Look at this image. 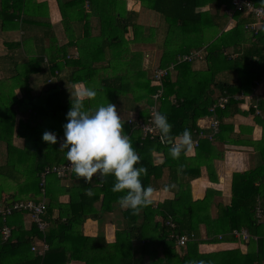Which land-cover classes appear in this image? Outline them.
Masks as SVG:
<instances>
[{"label": "trees", "instance_id": "obj_1", "mask_svg": "<svg viewBox=\"0 0 264 264\" xmlns=\"http://www.w3.org/2000/svg\"><path fill=\"white\" fill-rule=\"evenodd\" d=\"M138 1L141 12L128 10L124 0H56L60 23L70 39L74 34L73 22L84 23V35L76 43L79 57L71 58L70 51L65 50L61 60L53 55L47 61L42 51L41 56L16 66V75L8 81V92L3 91L0 83V150L5 146L2 153L5 156L0 153L3 157V161L0 159V207L6 209L14 202L33 198L43 200L44 196L49 199L43 215L47 223L44 231L35 223L26 228L27 212L12 211L5 219L0 212V264H71L74 261L189 264L193 260H202L204 264H264V136L262 142H251L262 144L257 151V163L247 172L234 173L231 202L218 205L216 218L211 213L214 196L208 193L203 200H194L191 185L204 171L211 182H218L215 161L224 154L214 142H226L234 132L232 125L224 124V120L241 113L240 103L234 97L251 92L255 81L264 78V28H257L251 43L244 47L241 43L252 20L236 12L231 16L235 19L234 25L227 27L223 19L225 22L230 19L226 9L233 10L231 0ZM251 1L264 7V0ZM86 3L89 11L85 9ZM207 5L211 6L208 12H196ZM0 7L3 32L22 30L26 34L35 27H44L43 37L24 38L22 45L26 48L42 43L45 38L56 40L50 34L54 33L52 22H42L39 16L40 11H46L45 19L50 18L49 9H45L47 2L0 0ZM140 18L146 19L140 21ZM91 19L99 26L96 36L90 30ZM152 21L148 28L151 36L159 40L161 50L154 69L174 65L161 86L153 79L154 70L152 75L149 73L143 49L130 48L136 43L150 42L143 30ZM129 28L136 29L132 40L126 37ZM194 51H202L203 68L195 67V61H183L185 55ZM37 76L42 77L43 84H38L40 87L34 93L31 82ZM63 78L71 89L83 84L97 91L95 98L84 102L86 109L95 110L108 102L116 106L124 122L123 131L130 136L133 148L141 157L139 164L147 169V174L140 177L141 183L154 189L149 204L136 210L122 208L118 197L123 193L111 190L114 183L111 175L102 181H96L94 176L93 181L86 183L73 173L72 179L78 181L73 188L60 185L55 175H48L43 196L40 173L67 163L58 142L51 145L42 140L45 131L56 133L57 138L64 137L71 89L61 87L59 82ZM159 91L161 96L155 100L154 95ZM222 96L231 97L228 105L225 109L216 107L212 112ZM155 107L167 116L173 138L187 129L192 141L198 139V146L191 147L194 155L182 151L179 157L173 158L168 153L171 141L166 144L161 135L145 139L142 131L135 129L137 121H146ZM206 117L220 120L219 133L211 140L199 137L204 131L198 121ZM259 123L264 134V120ZM15 138L24 140L22 147L15 144ZM9 179L14 182L22 179L25 186L24 190H13L11 204L4 198L10 191L6 187ZM164 191L170 196L158 200L156 194ZM30 194L34 196L29 197ZM59 196L69 200L67 215L60 209ZM258 209L262 211V221L257 218ZM117 218L126 227L116 231V240L112 243L103 233L91 237L83 232L89 219L97 221L102 228L107 222L115 223ZM4 226L11 228L8 239L1 233ZM202 227L206 228L207 239H201ZM236 229H247L252 236L251 241L241 242L249 248L245 255L240 249L199 253L200 244L235 241L232 232ZM173 232L180 236L194 235V239L186 246H179L171 238Z\"/></svg>", "mask_w": 264, "mask_h": 264}, {"label": "crops", "instance_id": "obj_2", "mask_svg": "<svg viewBox=\"0 0 264 264\" xmlns=\"http://www.w3.org/2000/svg\"><path fill=\"white\" fill-rule=\"evenodd\" d=\"M37 1L40 3L47 2V7H45V9L46 10L49 9L50 18H47V20L45 19L47 17L46 11H40L39 16L42 22L44 21L52 22V28L54 29V33L50 32V34L53 37H55L56 40L53 41L51 38H45L43 39L42 43L37 42L33 47L26 48V45L25 46L22 45V43H25L26 41V40L24 41V38L27 36H34V35H40L41 37H43V34L46 32L43 29L44 27L41 28L35 27V30H29L26 32V34L22 30L3 32L0 21V72L5 73L7 79H10V77L16 75L15 68L18 64H20L19 63L20 60L26 61L29 60V58L32 56L33 58L37 56H41L42 51L43 52L45 51V53L42 54V56H46L47 61L48 59H51L53 55H56L58 57V61L61 60L62 52H64L65 50L70 51L69 54H71L74 59H76L75 54L79 53L76 43L78 42V37H83L84 35V31H83L84 23L80 24L79 22L72 21L74 23V24L72 23L74 28V34L72 36V39H70L68 35L64 32L63 25L60 23L61 16L58 10V3L56 2V0H37ZM124 1H126L128 10L141 12V3L138 0H124ZM85 9L86 11H89L90 8L88 3H86ZM210 9L211 6L207 5L203 8L197 9L196 12L197 13L208 12ZM145 19L146 18H140V21L141 20L143 21ZM251 20H252L251 23L255 22V19H251ZM223 21L224 23H226L227 27H230V25H234L235 19H231V18L227 19V22H225V19H223ZM96 22L97 21L91 19L90 30L92 35L94 36L99 34V26ZM152 24L153 21L145 29H149L148 27H151ZM10 26L12 27L13 24L11 23ZM260 28H264V26H258V30ZM132 29L134 28H129L128 31L129 30L131 31ZM254 32L255 31L251 32L249 30L248 33H251V38ZM151 35L152 34L150 32L149 41L152 43L154 47V52H156L157 54V59H159L161 54V50L158 48L159 40L154 37L152 38ZM251 38L247 39L245 35V39L241 44H243V46L246 47L251 43L250 42ZM150 42L146 44L140 42L143 43L144 45L142 46L143 48L142 52L145 53L147 52L146 49H148V45H150ZM229 51L232 52V49H230ZM203 66L204 65H201L200 68H203ZM255 82H257V84L254 85L255 87L251 90V92L240 93L236 96L238 97V99L235 100L238 103H240L239 108L241 109V113L236 114L235 116L224 120V124L232 125L234 127V132L228 135L226 142H219L217 140L214 142V145L218 149V151L224 154V157L222 159L215 161V168L218 177V182L216 183L211 182L208 174L206 173V171H204L202 177L197 180H194L191 184L192 196L194 200H203L208 193L214 196V203L212 205V210H211L213 218H216L218 216V205L220 203L229 205L231 202V198H232L231 188H232V179L234 173L247 172L250 169H252L257 163L256 161L257 151L262 146L261 140L264 136L262 124L259 123L260 120H264V78ZM8 91H9V87L7 86V92ZM16 92L18 93L19 91L16 90L15 93ZM212 119L213 117H206L198 121V126L204 131V135H210L212 133L211 129L209 128ZM254 141H261V142L252 145ZM188 154L194 155L193 150H190ZM157 160L158 162L160 161L159 159ZM76 183H78V181L73 179L60 181V185L65 186L67 188L71 187ZM12 196H13V191L12 193L11 191H9L8 194L5 195L6 198L5 197L4 198L7 199L8 204L11 203V201H14L12 199ZM29 196L33 197L34 195L30 194ZM169 196L170 194H168L165 191L156 194V198L161 201L164 200L165 198H168ZM48 200L49 199H47V202H49ZM64 200H66V202H64ZM59 203L62 204L60 207L61 211L63 212L64 215H67L69 209V204H68L69 200L66 197L59 196ZM24 222L26 228L30 229L32 225L31 217L27 216ZM94 223L97 226L96 234L88 235L84 232L85 235L96 237L98 236L99 233H103L106 236V239L109 243H112L116 240V230L112 229L114 227V223L107 222L101 228V225H99L97 221L89 219L84 224V230L88 224L92 225ZM110 226H112V228H109ZM111 233H113L114 236L111 240H109V238L107 237ZM201 233H202L201 239H207L205 227H202ZM241 242L243 241H238L235 238V241L234 240L224 241L221 243H214V244H209V243L200 244L199 253L212 254L223 251H233L240 249L241 253L245 255L247 253L246 252L247 249L249 248L242 245ZM71 264H85V263L74 261Z\"/></svg>", "mask_w": 264, "mask_h": 264}, {"label": "clouds", "instance_id": "obj_3", "mask_svg": "<svg viewBox=\"0 0 264 264\" xmlns=\"http://www.w3.org/2000/svg\"><path fill=\"white\" fill-rule=\"evenodd\" d=\"M96 96L97 91L94 88L83 84L71 93V104L66 113L67 122L63 125L64 138L60 144V150H64L66 166L72 173L62 179L53 172L48 175H55L58 180L65 181L72 179L74 173L77 178H83L86 183L93 181L94 176L96 181H102L111 175L114 177L111 190L114 193H123L118 197L120 206L136 210L149 204L154 192L151 185L145 186L141 183L140 177L147 174V169L139 164L141 157L133 148L130 136L123 131L124 122L114 104L108 102L106 105L97 106L95 110L86 109L84 102ZM152 119L161 139L166 144L171 141L168 147L170 156L177 158L182 151L191 150L192 140L189 130L185 129L178 137L173 138L170 135L172 126L164 113L154 112ZM42 140L54 145L57 143V135L54 132L45 131L42 134ZM61 166L63 165L54 168ZM47 169L40 173L43 196L46 193L48 175L43 179L42 174ZM43 180H45L44 184H42ZM47 199L44 196L46 208ZM29 200L37 203L43 201H36L34 198ZM189 264H204V261L193 260L189 261Z\"/></svg>", "mask_w": 264, "mask_h": 264}, {"label": "built area", "instance_id": "obj_4", "mask_svg": "<svg viewBox=\"0 0 264 264\" xmlns=\"http://www.w3.org/2000/svg\"><path fill=\"white\" fill-rule=\"evenodd\" d=\"M231 5L233 7V10L226 9V12L230 15V18L232 19V15L236 12L241 13L245 18L255 19V22L250 23V31H256L258 26H264V8L255 6L254 3L251 0H231ZM203 53L202 51H194L191 54L185 55L183 58V61L187 62H196L201 59H203ZM174 69V65H172L169 68H162V69H154L153 72V79L156 81V83L161 86L162 85V79L168 74L169 71H172ZM257 84V82H256ZM162 91H159L156 95H154V99L157 100L161 96ZM230 96H222L220 97L214 107L211 109L213 112L216 107H219L221 109H225L230 101ZM234 99H238V97H234ZM159 112L158 109L152 108L150 111V117L145 120L137 121L135 129H139L142 131V137L143 138H150L155 139L157 136L160 135L159 131L155 129L153 124V113ZM212 131L210 135H204V133H200V138H209L210 140L213 139L215 135L219 133L220 130V121L213 117L210 127ZM178 142V141H177ZM198 146V139L192 141L193 148H196ZM67 164L54 168L53 170L47 169L46 172L42 174L43 179H45V176L49 173L53 172L57 174L58 178L62 179L68 176V174H71L72 171L69 167L66 166ZM45 183V180H43L42 184ZM12 207H8L6 209H1L0 212L3 213L4 219L6 218V215H9L12 213V211H19V212H27L29 214V217L32 219V223H35L40 231H44L47 227V223L43 220V215L46 212V202L45 200L37 203L35 201L29 200V201H19L14 202L12 204ZM257 218L259 221H262L263 215L261 209H258L257 211ZM1 233L3 234L5 239H8L11 236V228L8 226H4ZM233 236L243 242H249L252 240V236L249 234L247 229H241V230H234L232 232ZM171 238L175 239L177 244L179 246H186L187 243L194 239V235L187 236V235H177L176 233L171 234ZM221 238V237H220ZM254 240H257V238H253Z\"/></svg>", "mask_w": 264, "mask_h": 264}, {"label": "rangeland", "instance_id": "obj_5", "mask_svg": "<svg viewBox=\"0 0 264 264\" xmlns=\"http://www.w3.org/2000/svg\"><path fill=\"white\" fill-rule=\"evenodd\" d=\"M131 3H133V2H131ZM132 5V4H131ZM150 30L149 29H144L143 30V35H144V37L145 38H147V39H149V35H150ZM135 33H136V29H132L131 31L129 30L128 31V34L126 35V37L127 38H129V39H134L135 38ZM153 38V37H152ZM246 38L247 39H250L251 38V33H247L246 34ZM156 43H157V41H156ZM152 47H151V46ZM150 45H148V49H146L147 50V52L145 53V56H146V60H147V62H148V66L147 67H150V74L152 75V72H153V70H154V68L157 66V62H158V59H157V54H156V52H154V47H153V45H152V43L150 42ZM142 46H144L143 45V43H136L135 45H130V48L131 49H133V50H135V51H137V50H142L143 48H142ZM154 52V53H153ZM149 53V54H148ZM22 55V54H21ZM75 56H78L79 57V53H76L75 54ZM33 58V56L32 57H30L29 58V60H26V61H23V60H20V62L19 63H24V62H27V61H30L31 59ZM62 58V57H61ZM205 64V60H200V61H197V62H195V67H198V68H200L201 67V65H204ZM36 77V76H35ZM39 78V79H38ZM38 78H33V80H32V82H31V84H32V87H34L35 88V90L33 91L34 93H37V89L39 88V85H41V83H42V80H41V76H39ZM11 79V78H10ZM10 79H7L6 78V75H5V73H3V72H0V83L3 85V91L4 92H7V86H9V83H8V81L10 80ZM60 85H61V87L62 88H69V90L71 89V85H69V87H68V85H66V83H65V80H64V78H63V80H60ZM39 84V85H38ZM4 85H7V86H4ZM80 86L78 85V86H75L74 88H72L71 89V91L69 92L70 93V96H69V98H71V93H73L77 88H79ZM17 93V92H16ZM17 94H19V92L17 93ZM20 95V94H19ZM63 138L64 137H58L57 138V142H58V146L60 147V144L62 143V141H63ZM14 142H15V144L16 145H19L20 147H22V145L24 144V140H21L20 141V139H17V138H15V140H14ZM3 147V150H0V153L2 154L3 152H5V146H2ZM3 156H5V154H2ZM0 159H1V161H3V157H0ZM158 162V161H157ZM21 181H18V182H14L12 179H9V181H8V183H7V185H6V187H7V189H9L10 191H13V190H19L20 191V189H25V186L23 185V181H22V179H20ZM8 197V196H7ZM30 197V196H29ZM6 198V197H5ZM7 200V199H6ZM64 202H66V200H64ZM10 204V203H9ZM118 220L117 221H115V223H114V227L112 228V226H110L109 228H112L113 230H118V229H121V228H125L126 227V225H125V223H122V222H120L119 221V218H117ZM96 228H97V226L95 225V223L94 224H88L87 225V227H85V230L83 229V232H85L86 234H88V235H95L96 234ZM113 236H114V234L113 233H111L107 238H109V240H111L112 238H113Z\"/></svg>", "mask_w": 264, "mask_h": 264}, {"label": "water", "instance_id": "obj_6", "mask_svg": "<svg viewBox=\"0 0 264 264\" xmlns=\"http://www.w3.org/2000/svg\"><path fill=\"white\" fill-rule=\"evenodd\" d=\"M13 201H11V203H12Z\"/></svg>", "mask_w": 264, "mask_h": 264}]
</instances>
